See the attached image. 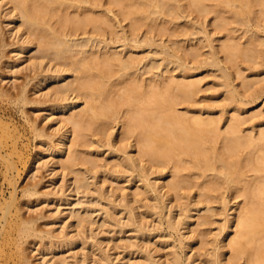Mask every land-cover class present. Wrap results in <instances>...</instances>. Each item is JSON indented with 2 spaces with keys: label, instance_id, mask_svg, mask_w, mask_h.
<instances>
[{
  "label": "bare ground",
  "instance_id": "obj_1",
  "mask_svg": "<svg viewBox=\"0 0 264 264\" xmlns=\"http://www.w3.org/2000/svg\"><path fill=\"white\" fill-rule=\"evenodd\" d=\"M259 11L264 16V0H0V14L3 16L0 19V64L9 46L5 36L11 33L17 38V46L11 51L17 52V60L21 63L18 68L12 66L17 69L10 68V65L9 68L14 73L19 70L34 72L31 77V73H28L27 81L21 86L14 81L12 88H16V92L0 87V97L16 95L24 106L49 103L48 107L43 108L49 112L46 119L51 131H46L45 125L41 127L33 118L29 123L37 136L43 138L41 143L53 157L42 160L37 154L31 159L32 164H37L35 170L28 168H31L32 179L51 163L53 177L58 171L62 172L58 167L63 168L64 178L69 175V170L74 173L70 191L67 192L68 187L64 189L62 184L55 194L59 200L72 206L71 217L77 218L79 229L90 228L89 225L95 222L96 201L107 206L105 208L102 204L104 224L118 227L115 211L118 212L119 206H112L111 198H106L105 192L102 193L97 184L95 186L97 181H93L99 167L106 168L110 164L108 158L112 157L116 168L114 174H108V177H125V174L134 179L136 177L138 184L131 195L134 202L145 207L147 204L143 203L142 193L147 194L146 198L153 200L150 207L154 212L151 214L162 217L166 212L169 227L184 237L181 245L191 249L197 241L193 232L199 229L202 231L198 234L201 238L198 251L205 256L204 261H211V264H264V113L254 112L244 117L240 111L242 105H247L244 99L251 97L254 101L264 94V78L248 80L242 74L239 61L243 57L264 67V37L249 26L253 20L256 25L260 24ZM192 13H198L201 17L213 13L217 31L211 33L209 24L202 22L201 17L189 20ZM122 17L129 20V26H126L130 31L121 25ZM184 18H188V21H180ZM238 26L246 27L244 36H247V43L241 41V36L238 38ZM261 26L258 28L261 29ZM144 27L146 30L141 34ZM155 32L170 34V38L176 36L172 42L177 51L167 54L177 60L176 70H180V74H174L175 69L168 68L172 60L165 59L167 62L163 64L158 58L150 56L151 60L146 61V56L140 57L137 55L139 52L134 50L156 45L158 38ZM223 32L225 39L215 37ZM180 35H194L199 41L188 48L176 39ZM217 41L220 42L219 46ZM117 43H121V46H117ZM205 47H209V50L204 58ZM181 51L189 54L191 61L184 60L178 53ZM220 54L237 67L248 93L240 92L232 83V74L220 68V64L224 63ZM196 61L198 68L208 62L221 69L226 99L229 103H236L234 112L228 118L216 115L211 105L197 103L201 79L194 73L196 67L190 64ZM2 66V72L8 68ZM34 79H38L35 82V87L39 88L35 91L38 99L29 95L28 87ZM244 110L249 111L246 107ZM248 121L250 123L246 128ZM1 123L3 130L0 131V141L10 134L9 129L5 128L8 125L4 121ZM118 125L121 128L120 138L114 143ZM96 135L98 138L94 139ZM84 151L88 154L83 157ZM107 151H110L109 155L105 153ZM19 152L22 155V151ZM104 153L108 157H102ZM0 156L5 160L8 158L1 152ZM82 157L91 162L93 167L88 166L93 169L87 167L86 162L83 163L86 166L84 170L75 167ZM11 160H6V166L15 170L16 164ZM31 183L25 187L24 194H40L38 183ZM11 184L14 185L11 200L0 202L3 209L0 215V251L5 259L1 263L8 264L9 258L16 253L18 259L15 264H33L25 244L33 236L47 240L48 246L50 244L41 251V264H67L68 256L56 255L55 247H61L63 243L69 245L77 237L64 230L54 233L36 228L35 218L21 215L17 202V176L13 175ZM196 187L199 192L192 195ZM158 193L162 196H158ZM80 194L86 200L81 199ZM121 194L123 203L120 208L128 211L132 217L137 215L138 207L131 204L132 197L126 191ZM172 195L176 196L178 203L180 200L177 217L172 216L174 211L168 207L174 201ZM75 196H79L77 200ZM89 196L93 199L89 200ZM84 202L86 206L82 204ZM139 216L128 221L135 223ZM215 223L217 231L214 236L202 229ZM144 224L140 223L141 228L138 225L140 231L137 230V233L145 228ZM185 228H191L192 233L185 235L188 232V229L186 233L183 232ZM130 241L131 247L140 246L137 240ZM50 250L55 254L49 258ZM148 250L145 252L146 261L149 260L151 264L196 262V258L187 256L185 263L179 250L175 249L169 251L164 262H160L152 254V249ZM110 255L103 251L102 262L113 264Z\"/></svg>",
  "mask_w": 264,
  "mask_h": 264
},
{
  "label": "rangeland",
  "instance_id": "obj_2",
  "mask_svg": "<svg viewBox=\"0 0 264 264\" xmlns=\"http://www.w3.org/2000/svg\"><path fill=\"white\" fill-rule=\"evenodd\" d=\"M257 8H259V7H257ZM259 15L261 16L260 11H259ZM189 17H188L189 20L190 19L197 20V18L199 19L201 16H199L198 13H192L189 15ZM188 18L187 19L184 18L183 20H180V21L187 22ZM260 18H261L260 19L261 22L260 21H258V22L262 26L260 24L256 25L257 23L254 22V20L252 23L253 26H252V24H249V26L251 25V28L253 27L252 29H257L258 32L260 34H262L264 37V29H263L264 28V26H263L264 25V16L262 15ZM0 19L1 20L3 19V16L1 14H0ZM121 19H122V23H123L121 25H123L124 28H126L127 30L129 29V31H130V28L127 27V26H129V20H125V19H123V17ZM185 19H186V21H185ZM200 19H201V21L204 20L202 22H205V24H206V22L209 24V25L207 24L208 30L211 31V33H215V31H217L216 27H215V23H214L215 18H214L213 13L212 14L210 13V15L205 16V17L203 16ZM123 26H121V27H123ZM258 26H261L262 28L260 29V28H258ZM241 27H243V28L241 29ZM245 28H246L245 26L236 27V29H237L236 34L238 35V38H239V36L242 37L241 41H243V42H246V40H247L246 39L247 36H244L245 35V33H244ZM145 30H146V28L144 27L143 30H141L142 31L141 34H143L145 32ZM156 33L157 32L154 33L156 39L158 38L157 39L158 42L156 43V45L158 44V46H160L161 44H166L168 47H166L164 45H161V47H158L154 44L151 46L148 45L146 48L144 46L141 49L138 48L139 50L138 49H134V50H137V53L139 52L137 54L138 56H140V57L141 56L143 57V55L146 56V61L151 60L150 56L151 57L153 56L152 58H158V60L160 62H163V64H166V62L168 61L167 59L172 60L173 62H171L168 65V68L169 69H175L173 72L174 74H180L179 73L180 70H176V69H178V68H176L177 67V62H176L177 60H175V57H172V59H171L167 54V53H173L174 50L177 49L175 44L172 42L176 36L175 37L171 36L172 38H170V36H169L170 34L169 35H167V34L166 35H160L159 33H157V34ZM223 34H224V32L221 33V35L216 34L217 36L215 35V37L221 36V38L225 39L226 37L225 36L223 37ZM11 35H12L11 33H7L5 36V40H6V42L9 43V46H8V48H6V51H4L5 54H4V57H3V60H2V63L0 64V66L3 65L2 67L5 66L8 68L4 67L5 69L3 70V72L0 71V85H1L0 87H2L4 89L8 88L9 90H11V91L13 90V92H16L17 91V90L15 91L16 88H14V89L12 88V86H14L13 85L14 81H16L18 86H21L23 83H25L27 81V75H28L29 71H27V70H21L20 71L19 70V71H16V73L11 71L10 68H12V66L17 67L21 63V61L17 60V57H18L17 52L11 51L12 49L16 48V46H17L16 36L15 35L11 36ZM189 36H191V37H189ZM196 37L199 38L200 35L199 36L197 35ZM192 38H195V36L194 35H188V37H187V35H186V37H185L184 35H180L176 39L180 40L182 45L185 44L188 46V48H190L189 46H191V44L197 43L199 41V40H197V38H195V39H192ZM11 43H13L12 46L10 45ZM219 43L220 42L217 41L218 46H219ZM116 45L121 46V43L120 44L117 43ZM208 50H209V47H205L203 49V52H205V55L203 56L204 58L206 57ZM154 51H156V53H154ZM168 51H170V52H168ZM151 52H153L152 54H154V55H152ZM157 52H158V54H157ZM178 53H180L183 56L184 60L186 59L187 61H191V57L188 56L189 54L185 53L184 51L183 52L181 51ZM155 54H157V55H155ZM220 56L223 58L222 62H224V63L220 64V68H224V70H227L232 74L231 75L232 81H233L232 83H234L237 86V88L240 90V92H242L243 94L248 93V91L245 90V86H243V77H241L237 73V67L233 66L229 61H227L223 57V54H220ZM239 61H240V66L242 68V74H243V76L247 77L248 80H255L258 78H264V67L262 65H260L258 63L256 64L252 61H247L243 57L240 58ZM209 62H211V61L209 60ZM197 63L198 62L196 61L194 64H192V63H190V64L192 66L196 67V66H198ZM16 67H13V68L17 69L18 67L17 68ZM217 68L218 67L213 66L211 63H208V62L205 64V66H203L201 68H198V67L195 68L194 73H195L196 77L201 79V89L197 95V103L200 105H211L213 110L216 112V115H223L225 118L226 117L228 118L230 116V114L234 112L235 109H233V106L236 103H233V102L229 103L230 101H227V99H226L227 92L225 91L226 88L223 86V84H222L223 78H221V76H220L222 74V71H221V69H217ZM30 73H29L30 77H31L32 73L34 75V72H30ZM37 80L34 79L28 87L29 95L31 94L30 96L32 98L37 97L35 99L39 98L37 96V93L35 94V91L39 89V88L35 87V82H37ZM14 95H15V93H14ZM10 97H12V96H10ZM10 97H5V96L0 97V131L3 130L1 121H4L8 125V128L7 127H5V128L9 129L10 134H11V135L9 134L11 137L9 135H6L5 139L3 138L2 141H0V145H1L0 146V150H1L0 152L2 155L8 157L9 159L12 158L14 164H16V165L14 166L15 170H13V167L11 168V167L6 166V164H7L6 160L8 158L5 160L4 158L2 159V156H0V202H6V201L11 200V194L14 191V187H13L14 185L11 184V180L13 178V175L17 176V184H16L18 186L17 202H18L19 207L21 208V215L23 214L25 216V218L27 216L29 217L30 215L33 218H35V220H36L35 224H37L35 227L38 229L44 230L46 232L47 231H53L54 233H61V231L64 230L65 232H69L70 235H75L74 237H77V238H75V241L73 243H69V245L67 243H63V246H61V247L56 246L57 248L55 247V250H54V252H58L56 255H63V254L67 255L68 261H69V262H67V264H105V262H102V258H101L103 251H104L107 254L109 253V255L111 254L109 257L113 260V264H151L150 262L148 263L149 260L146 261V259H147L146 255L147 254L145 252H147L148 248L152 249L151 250L152 254L158 260H160V262L161 261L164 262V260H166V258H167L169 251H172L173 249H175V250H179V253H181V255L184 259V262H185V260L187 261V256H188V258L189 257L196 258L195 264H200V263L201 264H209V263L211 264V261L207 262L206 259L204 261L203 259L205 256H202L201 253L199 254L200 239H201V238H199L200 237L199 235H200L202 230H199V229H198L199 231L196 230V232L198 231L197 234L195 231L193 232V234L196 235V237L199 238V240L196 238V240L198 242L195 241V243L193 244L191 249L185 247V245L184 246L181 245L180 242L183 241L182 239L184 237L180 236V235H182V233H180V232L177 233V231L174 232V230H172L171 227H169V224H167L168 223V221H167L168 217L166 215V212L163 213L164 215L162 214V217L159 216L158 214H155V213H154V215H153V213L151 214L153 209H152V207H150V204H151V202H153V200L149 201V199H151V198H146V197H148L147 194L142 193L143 203L147 204L145 207L144 206L140 207L139 203H136L137 201L134 202L135 200L133 199V196H131V195L135 191V188L138 184L136 182V179H137L136 177L134 179V177H130L128 174H125V177H116V178L115 177H108L109 175L114 174L113 171L116 168L114 165L115 159L112 157H110V159L108 158V160H107L108 162H110V164H108V166H106V168L101 169V167H99L100 170L97 173V177H95L94 180H93V178H91V180H93L94 183L97 181L95 183V186L97 184L96 187H98V188L100 187V191H102V193L105 192L106 198H107V196L111 198V199H109V198L108 199H109V201L112 200V202H111V204H113L112 206H116L117 208L119 206L118 212L115 211V214H117L116 215V221L118 220V223H117L118 227H116V225H114V224H113V227H112V225L109 226L107 223L104 224V221H103L104 209L103 208L105 207V204L101 203L100 201H96L97 203H95V204L98 206L95 207V209H97V210H95V213L93 214L94 215L93 220L95 219L94 220L95 222L93 223L92 226L89 225L90 228L85 227L86 229L84 228V230L79 229V227H77V218L71 217L70 207H72V206L68 205L66 201L59 200V196L57 194H55V191L57 190V188L60 187L59 185H62V184H64V186H63L64 189H66L68 187L67 192L70 191V189L73 186L70 187L69 185L71 184V181L73 180L72 175H74V173L71 170H69L68 171L69 175L65 176V178H64L63 177L64 176L63 168L61 169V167H58V169L62 170V172L58 171L55 174V176L53 177L52 176L53 174L51 172V168L53 167L52 166L53 164L51 163L50 166H46V168L43 167L40 170L41 172H39L37 177H35L34 179H32L33 177L30 176V174L32 173V171H30V169L33 168L35 170V166L37 165V164L34 165V163L32 164V160L37 156V154H40V155H38V157H42V160H50L53 157L51 155L50 151H47L46 146H44L41 143L43 138L37 136L36 131H34L32 129L31 123H29L30 122L29 120L33 118V120H35L37 123H39L41 127H42V125L43 126L45 125L44 127L46 128L45 129L46 131H51V129L48 127L50 123H49V121L47 122V119H46V115L49 112L47 109L44 110V108L48 107L49 103H47V104L42 103L43 105L38 104V103H36V104L30 103V104H27L24 106L23 104H21L19 102L16 95H15V97L14 96L12 98H10ZM239 98H240V96H239ZM250 98L251 97L244 99V101L246 100L245 102H247L246 103L247 105H242L243 108L240 109V111L242 112V115L244 117H249L254 112L262 111L264 113V94L260 97V99H257L254 101L251 100ZM20 104L23 105L24 107L21 106ZM36 106H37V108H36ZM245 107L247 109H249L248 112H246L244 110ZM42 108H43V110H42ZM181 108H183V107H181ZM27 118H29V119H27ZM27 120H28V122H27ZM249 123H250V121H248V123L245 125L246 128L248 127ZM120 132H121V128H120V125H118L116 128L115 137L113 139L114 143L119 141ZM97 138H98V135H96V138L94 136V139H97ZM115 138L117 141L115 140ZM16 139H17V141H16ZM1 142H2V144H1ZM13 142H14V146L16 144L15 147L13 146ZM42 146H44V147H42ZM12 148H13V151H12ZM42 148H43V151H42ZM14 149H15V151H14ZM16 149H18V150H16ZM84 150H86V149L84 148ZM19 151H22L21 152L22 155L20 154ZM9 152H10V154H9ZM11 152H12V154H11ZM16 152L18 154H16ZM84 152L82 154L83 157L88 154L87 151H84ZM108 152L110 153V151H107L105 153H107L109 155ZM105 153L101 154V156L106 158V157H108V155ZM8 155H12V157H10ZM83 157H82L83 162H81L82 159L78 160L77 161L78 163L76 164L77 166H75V167H77V169H79V170H81V169L84 170L86 168V166L87 167H89V166L93 167L91 162L90 163L87 162ZM93 157H95V155H93ZM84 162H86L85 163L86 166H85V164H83ZM88 164H89V166H88ZM28 167H31V168H28ZM91 167H89V168L93 169ZM110 168H111V170H110ZM70 171L72 174L70 173ZM169 178L170 177H168V179ZM129 179L132 181H130ZM153 179H155V177H153ZM64 181H66V182L64 183ZM30 182H33L31 184L38 183L37 188L39 187L38 189L41 190L40 194L38 193L35 195H31V196L24 194L25 187L30 185L29 184ZM193 190L194 191L192 192V195L198 194L199 189L197 187ZM125 191L130 195V198L132 197L131 199L133 200V202L131 200V204L138 207L137 210L135 209L137 215H133V217L131 216L130 213L128 215V211H125V210L123 211L120 208L121 204L123 203V201L121 200L122 199L121 193L125 192ZM163 193H164V191H163ZM119 195H120V197H119ZM27 196H29V197H27ZM80 196H81V199L86 198V197L83 198L82 194H80ZM158 196H162V194L158 193ZM78 197L79 196H75L74 199L77 200ZM175 197H176L175 195H172L171 198H174V201L171 202L172 204L170 203L171 205L168 203L169 204L168 207H172V209L174 211V214L172 213L173 214L172 216L177 217V215L179 213L178 211H180V209L177 208V207H179L177 205H179L180 200L178 203V201H177L178 199L176 198V200H175ZM230 197H231V195H230ZM90 198H92V197L89 196V200H90ZM115 199H116V201H115ZM118 199L121 201H119ZM241 199L242 198H240L239 200H241ZM117 200L120 203L117 202ZM146 200H148V201H146ZM239 200H237V201H239ZM175 201H177V202H175ZM115 202H117V204ZM148 202H150V203H148ZM82 204L86 206L85 202ZM102 204L104 207L102 206ZM173 205H175L176 207L175 206L173 207ZM146 207H148V209L150 208L151 210L150 209L148 210ZM77 208H79V207L77 206ZM98 209H100V210H98ZM101 210L103 212H101ZM147 210H148V213H147ZM137 211H138V213H137ZM145 212L147 213V215ZM203 212H201V213H203ZM2 213H3V209L0 207V215H2ZM102 214H103V216H102ZM138 214L140 215L139 216L140 218L138 217V220L136 219L137 223L131 222V220L128 221L130 218L133 219V218H135V216L137 217ZM157 215L159 216V218ZM165 215H166V217H165ZM141 216L143 218H141ZM198 216H199V213L196 214V217H198ZM144 217H145V219H144ZM196 217H195V219H197ZM143 219H144V221H143ZM145 221H146V225L144 224ZM147 221H148V223H147ZM123 222L125 223V225ZM138 222H139V224H138ZM158 222H159V224H158ZM160 222H162V223H160ZM122 223L124 226L122 225ZM127 223L129 224V226ZM140 223H143L145 225V228H143V230H141L140 233H137L140 231L139 227L141 228ZM147 224H148V226H147ZM155 224H156V227L154 226ZM138 225H139V227H138ZM39 226H40V228H39ZM108 226L111 227L112 229L109 228ZM121 226L124 227L125 229L121 228ZM134 227L136 228V231H135ZM120 229H122V230H120ZM150 229H152L151 230L152 232L150 231ZM187 229H188V232H187ZM202 229H205L206 231H210L209 232L210 235L214 236V232L217 231V225H216V223L213 225H205V226H203ZM137 230H139V231H137ZM148 230H149V232H148ZM183 232L186 233L185 235H189L190 233H192L191 228L190 229L185 228V229H183ZM95 237H96V241H95ZM76 239H77V241H76ZM165 239L167 241H165ZM56 240H57V238H56ZM97 240H99L101 242L98 243ZM130 240H134V241L137 240V242H139L138 244L140 246H136V248L131 247L130 246V242H131ZM147 240L149 241V243L148 242L145 243ZM184 241H186V238L184 239ZM26 242H25V244L28 246V251H29L28 253L30 254L29 255L30 260L33 262V264H41L42 263L41 251L44 250L46 247H50V244H49V246L47 245L48 241L47 240L42 241L39 237L35 238V237L31 236L30 238H28V241L26 240ZM44 242L46 243V245L44 244ZM128 242H129V245L126 246L128 244ZM94 243H96V244L98 243V244L96 245ZM65 244H67V245H65ZM57 245H58V243H57ZM185 248H187V249H185ZM182 250H184V251L182 252ZM50 251L52 253L48 254L49 258L52 256V254L53 255L55 254L52 250H50ZM198 254H199V256H198ZM201 256H202V258H201ZM227 256H228V254H227ZM17 259H18L17 255H16V253H14L13 257L9 258L8 264H15ZM1 261H2V263H4L5 259H3L2 253L0 251V264H2Z\"/></svg>",
  "mask_w": 264,
  "mask_h": 264
}]
</instances>
